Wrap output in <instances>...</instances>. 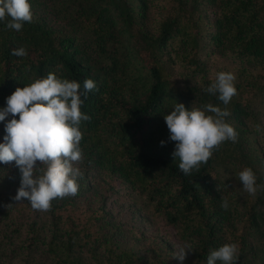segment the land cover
<instances>
[{
    "label": "trees",
    "instance_id": "obj_1",
    "mask_svg": "<svg viewBox=\"0 0 264 264\" xmlns=\"http://www.w3.org/2000/svg\"><path fill=\"white\" fill-rule=\"evenodd\" d=\"M45 2L62 24L37 12ZM29 3L33 21L21 31L0 21V109L17 87L50 72L81 89L90 78L97 88L81 108L91 119L81 124L83 176L75 197L34 211L27 200L13 199L21 177L15 162L0 163V264H173L164 242L149 243L143 253L123 244L125 230L105 211L104 196L99 202L93 173L122 183L146 213L174 228L183 246L191 244L183 264H207L210 252L229 242L239 245L237 264H264V189L249 195L238 179L250 167L264 184V0ZM20 47L27 56L12 55ZM209 58L228 61L222 71L236 75L225 119L238 140L222 143L198 171L184 175L163 117L175 103L225 108L204 91L220 72Z\"/></svg>",
    "mask_w": 264,
    "mask_h": 264
},
{
    "label": "clouds",
    "instance_id": "obj_2",
    "mask_svg": "<svg viewBox=\"0 0 264 264\" xmlns=\"http://www.w3.org/2000/svg\"><path fill=\"white\" fill-rule=\"evenodd\" d=\"M0 21H6L9 30L21 31L25 23L33 21L29 0H0ZM12 55L25 57L27 50L14 48ZM235 81L233 72L220 71L204 89L222 102L223 109L211 103L202 107L192 104L190 108L175 103L164 115L168 139L174 142L171 155L174 160L179 159L178 167L184 175L198 171L222 143L237 142V131L225 119L231 115L226 106L237 95ZM96 88L95 81L90 78L83 81L81 89L79 82L50 72L45 78H36L22 88L17 87L6 98V107L0 109V122L6 121V135L0 143V163L15 162L21 174L20 186L13 197L15 201L27 200L32 210L48 212L54 199L78 194V165L84 159L80 146L81 124L91 119L81 108L88 94ZM165 143L161 141L160 145L163 147ZM238 179L242 190L249 195L254 196L258 188L264 189V184H257L250 167L243 168ZM220 199L221 208L227 211V198ZM189 251H192L191 244H185L173 252L172 258L183 264ZM238 258L239 245L229 242L212 250L207 264H237Z\"/></svg>",
    "mask_w": 264,
    "mask_h": 264
},
{
    "label": "rangeland",
    "instance_id": "obj_3",
    "mask_svg": "<svg viewBox=\"0 0 264 264\" xmlns=\"http://www.w3.org/2000/svg\"><path fill=\"white\" fill-rule=\"evenodd\" d=\"M49 2H45L37 8V12L42 15H49L50 23L55 26L62 24L56 21L54 15L50 16L51 9L48 8ZM155 10L150 12L148 19L149 24L154 20ZM210 67L213 70L226 69L228 61H217L216 59H207ZM177 84H186L184 78L176 77ZM185 82V83H184ZM80 168V164L78 165ZM83 174L80 172V176ZM94 190L97 191V197L100 202L102 196L105 211L112 217L114 225L121 227L125 230L123 236V244L137 253H143L147 245L151 242L159 244L164 242L170 248V262L175 263L177 259L172 258L173 252L178 250L182 245L176 236V231L173 227L169 226L166 221L160 216H153L146 213L140 203V199L129 192L124 185L117 181H110L105 178L104 174L93 173L91 174ZM190 252L187 253L186 258L190 257Z\"/></svg>",
    "mask_w": 264,
    "mask_h": 264
}]
</instances>
